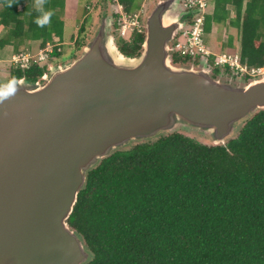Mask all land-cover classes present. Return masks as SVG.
<instances>
[{"label":"water","instance_id":"water-1","mask_svg":"<svg viewBox=\"0 0 264 264\" xmlns=\"http://www.w3.org/2000/svg\"><path fill=\"white\" fill-rule=\"evenodd\" d=\"M158 0L136 57L117 52L109 19L64 65L41 80L0 84V264H83L68 219L87 172L134 140L193 129L224 144L236 123L264 109V78L220 83L176 67L170 45L189 12ZM125 58H124V57Z\"/></svg>","mask_w":264,"mask_h":264},{"label":"trees","instance_id":"trees-1","mask_svg":"<svg viewBox=\"0 0 264 264\" xmlns=\"http://www.w3.org/2000/svg\"><path fill=\"white\" fill-rule=\"evenodd\" d=\"M35 1L0 0V27L8 29L0 48L16 51L17 42L26 39L35 41L27 50L37 52L53 37L62 40L58 13L65 0H43L44 8L54 11L44 27L34 22ZM134 1L117 3L132 13ZM212 3L204 32L227 22L239 37L240 63L264 67V0ZM143 40V34L119 40L118 51L136 57ZM58 48L49 61L61 54ZM208 64L213 66V57ZM47 68L33 63L11 76L34 83ZM68 225L88 254L83 264H264V109L236 123L222 145L174 132L113 150L87 172Z\"/></svg>","mask_w":264,"mask_h":264},{"label":"rangeland","instance_id":"rangeland-1","mask_svg":"<svg viewBox=\"0 0 264 264\" xmlns=\"http://www.w3.org/2000/svg\"><path fill=\"white\" fill-rule=\"evenodd\" d=\"M158 0H135L133 3V12H135L139 17L140 25L144 24L145 17L151 11L153 6ZM210 4H212V0H209ZM246 1V0H245ZM37 1L33 2V6H37ZM65 7L62 11H59V17L63 19V36L62 40L59 42L58 38L53 37L52 44L57 45L61 49V54L49 63L46 62L48 66H57L64 65L75 58H77L82 49L86 46L88 42H90L96 35L99 29V25L101 19L103 17H107L109 19V32L108 35L112 37L113 46L116 48L117 52V43L119 40L128 39V34H125V38H120L119 35V12L120 5H118L117 0H65ZM213 6V4H212ZM230 16L233 17L234 12L232 8ZM179 10V4H178ZM8 29L0 27V40L7 38ZM229 37H232V46H227ZM180 38V37H179ZM128 42V40H126ZM125 42V41H124ZM28 44H35V41H29L23 39L21 42H17V50L12 51L10 49L6 50L8 52L3 53L0 56L1 61L4 62L0 66V84L11 83L16 81L12 79L11 73L14 70V67L10 65L11 56L16 54L19 51L29 52ZM203 45L205 49L211 53V55H220V54H239V37L235 28L226 24H213L211 26V30L208 33L203 35ZM6 46V45H5ZM4 46V47H5ZM3 47V48H4ZM2 48V49H3ZM1 50V49H0ZM12 52V54H11ZM31 54H36L37 52H30ZM120 54V53H119ZM124 57V56H123ZM125 58V57H124ZM3 59V60H2ZM179 62L172 63L176 67L181 68H193L194 70H199L202 67H205L208 70L209 76L213 79L218 80L220 83H229L232 86H244L250 81L258 80L264 78V73L258 74L254 78H249V80L243 79L240 76H234L233 73L225 72V68H219V72L215 73L213 70L214 66L208 64V62L201 61L199 63L187 62L185 60H177ZM236 131V129H235ZM175 132H180L185 136L194 138L195 140L205 143L208 145H214L209 135L202 134L193 129H181L175 130ZM166 133H170V131H162L156 134L151 138H147V140H155L159 136H163ZM173 133V132H172ZM235 133V132H234ZM233 133V134H234ZM228 138V137H227ZM226 138V139H227ZM146 140V139H145ZM145 140H134L130 141V144H136L139 141ZM138 141V142H136ZM127 143L126 145H128ZM124 145V146H126ZM222 145V144H221ZM123 146V147H124Z\"/></svg>","mask_w":264,"mask_h":264},{"label":"built area","instance_id":"built-area-1","mask_svg":"<svg viewBox=\"0 0 264 264\" xmlns=\"http://www.w3.org/2000/svg\"><path fill=\"white\" fill-rule=\"evenodd\" d=\"M209 0H179V11L193 12L190 18L183 24L181 30L174 37L170 45V54L172 59L208 62L213 57V66L218 68L228 67L236 76L254 78L258 74L264 73V67L251 68L245 64H241L239 54H220L211 55L203 45L204 21L205 16L210 14ZM119 12V35L125 38L128 34V42L133 35H145V24L140 25L139 17L135 12L126 13L120 6ZM187 17V16H186ZM180 37V38H179ZM124 40L125 42H127ZM57 46L51 42L45 43L42 49L36 54L30 52H19L11 56L10 65L14 69L26 70L33 63L42 66L49 62L53 48ZM60 50L59 48L57 49ZM173 61V60H172ZM48 66V65H47ZM49 67V66H48ZM48 69V68H47Z\"/></svg>","mask_w":264,"mask_h":264},{"label":"clouds","instance_id":"clouds-1","mask_svg":"<svg viewBox=\"0 0 264 264\" xmlns=\"http://www.w3.org/2000/svg\"><path fill=\"white\" fill-rule=\"evenodd\" d=\"M10 4L11 3H9V6ZM36 8L39 14L35 17L34 22L40 27H44L48 25L51 21V17L54 15V11L52 9H45L43 0H38ZM12 90H13L12 86L9 85L8 92L0 93V95H7Z\"/></svg>","mask_w":264,"mask_h":264},{"label":"crops","instance_id":"crops-1","mask_svg":"<svg viewBox=\"0 0 264 264\" xmlns=\"http://www.w3.org/2000/svg\"><path fill=\"white\" fill-rule=\"evenodd\" d=\"M209 3H210V1H209ZM213 4V3H212ZM212 4H211V6H210V13L212 12V9H213V6H212ZM229 9V8H228ZM229 11L231 12V10L229 9ZM233 11V10H232ZM1 50H0V56L3 54V53H6V52H8V51H6V50H8L9 49V51H10V49L14 52L15 50V48L13 47V46H10V45H6L3 49L2 48H0ZM11 54H12V52H11ZM3 60V59H2ZM4 62H8V61H1L0 60V66H1V64L2 63H4Z\"/></svg>","mask_w":264,"mask_h":264},{"label":"flooded vegetation","instance_id":"flooded-vegetation-1","mask_svg":"<svg viewBox=\"0 0 264 264\" xmlns=\"http://www.w3.org/2000/svg\"><path fill=\"white\" fill-rule=\"evenodd\" d=\"M147 17V16H146ZM146 17H145V19H144V21L146 20ZM145 24V23H144Z\"/></svg>","mask_w":264,"mask_h":264}]
</instances>
